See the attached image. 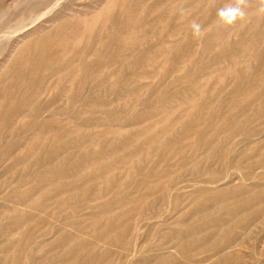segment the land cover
I'll return each mask as SVG.
<instances>
[{
    "label": "rangeland",
    "instance_id": "1",
    "mask_svg": "<svg viewBox=\"0 0 264 264\" xmlns=\"http://www.w3.org/2000/svg\"><path fill=\"white\" fill-rule=\"evenodd\" d=\"M229 2L0 0V264H264V15Z\"/></svg>",
    "mask_w": 264,
    "mask_h": 264
},
{
    "label": "clouds",
    "instance_id": "2",
    "mask_svg": "<svg viewBox=\"0 0 264 264\" xmlns=\"http://www.w3.org/2000/svg\"><path fill=\"white\" fill-rule=\"evenodd\" d=\"M251 6V0H231L225 6L217 9V24L222 26L235 25L238 21H244L248 16L246 9ZM256 14L264 15V0H260L256 4ZM186 9L181 8L179 10L180 15L186 14ZM191 35L194 39H200L205 34V29L203 26L193 20L190 25Z\"/></svg>",
    "mask_w": 264,
    "mask_h": 264
}]
</instances>
